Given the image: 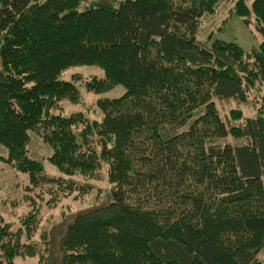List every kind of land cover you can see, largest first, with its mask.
I'll list each match as a JSON object with an SVG mask.
<instances>
[{"label":"trees","instance_id":"16d2710c","mask_svg":"<svg viewBox=\"0 0 264 264\" xmlns=\"http://www.w3.org/2000/svg\"><path fill=\"white\" fill-rule=\"evenodd\" d=\"M220 1L0 0L1 160L33 186L84 196L90 184L49 176L28 156L32 130L62 173L93 178L105 166L110 183L103 203L60 224L56 254L2 225L0 264L38 252V264H264V93L252 117L221 115L213 100L260 92L264 0L235 3L261 37L247 52L196 38ZM74 65L102 68L87 90L125 88L97 99L100 120L53 113L79 96L60 78ZM38 222L35 210L23 219L27 239Z\"/></svg>","mask_w":264,"mask_h":264},{"label":"rangeland","instance_id":"374dc122","mask_svg":"<svg viewBox=\"0 0 264 264\" xmlns=\"http://www.w3.org/2000/svg\"><path fill=\"white\" fill-rule=\"evenodd\" d=\"M42 2L44 0H35ZM252 0H247L250 5ZM236 0H221L213 12L204 13L196 31L198 40H223L237 43L245 52L253 47H258L261 40L260 34L256 31L254 24L246 25L242 18L235 12ZM252 18V16H251ZM73 75H80L79 80H73ZM92 76L101 78L104 72L96 65H74L60 72V78L73 81L79 89V96L73 102L63 98L58 102V108L53 113H60L66 116L72 112H82L89 120H100L102 111L96 101L101 97H117L125 91L124 86L116 85L105 92L87 90L85 82ZM264 93V83L260 92L250 95L247 103L238 102L235 99L214 96L218 111L221 115L228 113L230 109L241 110L244 116H255L259 104V97ZM258 98V99H257ZM257 100V101H256ZM30 139L27 147L29 157L41 162L47 175L60 178H71L77 184L91 186L89 191L82 197H77L76 192L65 195L61 191L62 184H45L33 186L28 174L16 170L13 166L4 163L1 156L6 154L5 147L0 143V227L8 224L12 232L20 231L22 242H37V247L43 253L47 248L56 254V243L60 234H56L63 221L69 220L74 214L83 211L93 205L103 203L107 199L110 183L107 180L106 167L103 166L95 173L93 178L80 174L65 175L48 160L52 153L50 145L43 142L42 138L34 131H29ZM224 141L234 143L242 142L241 139L226 138ZM218 142V141H217ZM88 183V184H87ZM59 186V187H58ZM53 192H49V188ZM37 213L39 220L33 234L27 239V234L22 225L23 219L30 211ZM44 237L42 238V234ZM55 245V246H54ZM258 258L264 263V247L259 252ZM39 252L34 256H18L14 258V264H38Z\"/></svg>","mask_w":264,"mask_h":264}]
</instances>
